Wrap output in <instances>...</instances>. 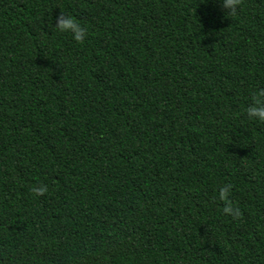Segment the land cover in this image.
I'll use <instances>...</instances> for the list:
<instances>
[{
  "label": "trees",
  "instance_id": "obj_1",
  "mask_svg": "<svg viewBox=\"0 0 264 264\" xmlns=\"http://www.w3.org/2000/svg\"><path fill=\"white\" fill-rule=\"evenodd\" d=\"M256 88L264 0H0V264H264Z\"/></svg>",
  "mask_w": 264,
  "mask_h": 264
},
{
  "label": "clouds",
  "instance_id": "obj_2",
  "mask_svg": "<svg viewBox=\"0 0 264 264\" xmlns=\"http://www.w3.org/2000/svg\"><path fill=\"white\" fill-rule=\"evenodd\" d=\"M219 7L225 16H233L238 13L242 6V0H218ZM60 33H69L73 41L80 43L86 37V28L82 26L70 14L60 12L56 17L55 25L53 26ZM250 102L244 109V112L249 120L264 122V88H256L250 92ZM231 184H223L218 187L215 194V199L223 202L220 209L221 212L230 216L233 220L240 218L241 210L233 205L229 199L231 194ZM30 191L36 195H43L47 191V186L44 184L33 185Z\"/></svg>",
  "mask_w": 264,
  "mask_h": 264
}]
</instances>
